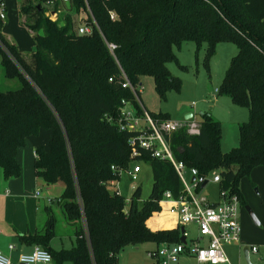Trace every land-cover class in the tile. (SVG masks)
<instances>
[{
    "label": "trees",
    "instance_id": "16d2710c",
    "mask_svg": "<svg viewBox=\"0 0 264 264\" xmlns=\"http://www.w3.org/2000/svg\"><path fill=\"white\" fill-rule=\"evenodd\" d=\"M22 1L21 21L32 31L36 49L27 59L3 34L0 20L3 73L21 83L0 90V167L6 179L19 177L20 149L29 137L51 131L48 146L36 149L35 171L48 184L64 185L59 203L77 243L60 250L51 246L52 211L43 231L21 234V239L48 250L53 264H119L118 254L129 245L181 241L179 224L159 230L148 226L162 211L165 192L175 198L182 194L178 172L169 161L140 150L137 160L151 166L153 186L147 199L137 186L128 204L115 183L117 168L132 161L128 140L134 133L120 131L106 116L116 119L123 100L141 111L132 90L123 87L124 73L135 86L152 78L162 98L179 89L181 80L168 63L176 59L174 47L184 41H194L198 48L207 42L210 50L221 41L236 44L238 52L218 94L247 106L250 115L240 125L238 146L224 152L222 122L203 112L198 134L186 127L173 134L174 153L200 175L218 171L220 190L238 194L241 205L247 204L239 182L264 166V0H88L97 21L91 35H80L70 14L52 20L44 0ZM74 2L77 11L85 5V0ZM109 11L118 18L112 20ZM108 43L117 45L113 53Z\"/></svg>",
    "mask_w": 264,
    "mask_h": 264
},
{
    "label": "rangeland",
    "instance_id": "374dc122",
    "mask_svg": "<svg viewBox=\"0 0 264 264\" xmlns=\"http://www.w3.org/2000/svg\"><path fill=\"white\" fill-rule=\"evenodd\" d=\"M22 2V0H6L8 13L4 34L16 43L19 50L28 59H31V55L35 51L36 42L32 31L21 21L20 7L24 5ZM24 19L28 23L34 22L33 18H28L27 16ZM77 20H80V16L79 18L77 17ZM237 52L236 44L229 41L218 42L213 50H210L207 42H204L200 48L194 41L182 42L180 47H174L176 59L168 63L171 73L181 80L180 88L170 90L166 97L162 98L155 90L154 80L150 77H145L142 82V104L152 112L163 113L178 122L186 121L185 116L188 113H193L195 119H198L200 113L210 112L215 119L222 122L221 143L223 151H230L238 146L240 125L249 119L250 113L247 106L238 105L229 96L218 94L215 90L220 87L231 60ZM1 59L0 55V90L8 91L18 88L21 85L18 79H7L4 76ZM193 103L196 104L195 107ZM51 134V131L43 130L37 136L29 137L23 150H35L40 140L46 136L47 143H49ZM136 165H140L142 171L138 174V179L134 180L128 171L133 172ZM215 173L211 174V178ZM186 175L188 178L190 177L189 171L186 172ZM44 184L53 190L51 195L57 201L63 191L61 183ZM117 185L120 193L126 197L128 204L134 191L133 185L136 187L141 186L142 199H147L153 186L151 166L138 160L130 161L129 166L121 171ZM239 189L247 202L246 205H241L240 208V241L227 245L225 247L226 254L231 264H247L244 248L249 247L251 262L253 264H264V166L256 168L250 178L241 179ZM220 194L219 183L215 182H211L203 190V195L210 201H218ZM55 204V209L58 210L60 205L57 202ZM247 205L253 210L258 223H255L251 218L246 209ZM178 223L179 218L171 211V204L162 202V211L155 213L149 219L148 226L152 230H159L175 227ZM187 226L191 234L190 238L196 237L197 228L194 225ZM57 229L59 235L61 233L64 234L62 236L64 247L70 248L77 243L74 230L72 234H67L68 229H64L59 224ZM64 230L67 232H64ZM252 246H256L258 252L251 251ZM155 247L156 244L153 242L137 246L129 245L118 254V263L155 264L156 261L148 254V251ZM190 263L196 264L195 260L191 259ZM63 264H73V262L66 260Z\"/></svg>",
    "mask_w": 264,
    "mask_h": 264
},
{
    "label": "built area",
    "instance_id": "2783aa9c",
    "mask_svg": "<svg viewBox=\"0 0 264 264\" xmlns=\"http://www.w3.org/2000/svg\"><path fill=\"white\" fill-rule=\"evenodd\" d=\"M43 4L46 8V15L54 21L67 14L73 16L80 35H91L97 26L88 0H85V5L79 11H77L74 0H44ZM109 12L112 20L118 18L115 11ZM7 13L6 0H0V20L4 24ZM75 14L78 18L80 16L79 21ZM0 44H2L1 40ZM108 47L113 53L117 45L108 43ZM123 76L125 79L123 87L132 90L141 106V111L132 101L123 100L118 110V117L115 119L108 115L106 119L116 123L120 131L134 133L128 140L132 150V160H137L140 150H148L153 157L169 161L175 167L183 183V192L179 197L175 198L170 191H167L162 202L171 204V211L179 218V226L185 228L183 236L186 242L156 245L154 249L148 251L149 256L156 261L155 264H191L190 259L195 260L196 264H231L225 247L240 241L241 201L239 195L229 190H221L219 201L211 202L203 195V190L211 182L220 183V174L217 172L212 178L211 175H200L197 168H189L183 161L178 160L172 147L171 140L175 132L186 127L190 134H198L200 132L199 122L195 116L184 122H178L171 118L153 115L141 102L142 83L135 86L125 73ZM193 106L195 107L196 104L193 103ZM117 170L120 176L123 169L117 168ZM140 171L141 166L136 165L133 172L128 171V173L136 180ZM187 171L190 173L189 178L186 175ZM117 182L115 185L118 189ZM132 187L136 189L135 185ZM187 225H194L197 228L196 237L190 238L191 234ZM10 248L13 249V246ZM251 251L256 253L258 248L252 246ZM52 260V254L40 245H36L32 252L21 254L19 257L20 264H51ZM0 264H14V262L0 250Z\"/></svg>",
    "mask_w": 264,
    "mask_h": 264
},
{
    "label": "crops",
    "instance_id": "0c3cea01",
    "mask_svg": "<svg viewBox=\"0 0 264 264\" xmlns=\"http://www.w3.org/2000/svg\"><path fill=\"white\" fill-rule=\"evenodd\" d=\"M2 31L4 34L5 25ZM48 144L46 136L40 140L37 147L40 145L47 147ZM37 147H35V150L28 151L23 150L24 147L20 149L18 161L21 166V174L19 177L6 179L0 167V250L17 264H20L19 257L21 254L32 252L37 245L24 241L20 238V235L25 233L36 234L37 232L43 231L49 211H52L56 218L55 235L50 241L51 246L55 250L68 249L64 247L62 239L64 234L61 233V235H59L57 229L58 224L62 225L64 229H68L67 234H72L74 230V228L66 222L61 206L58 207V210L55 209V203L57 202L58 205H60V203L59 199L56 201L55 198L52 197L51 193L53 190L46 187L44 184L46 183L45 180L36 175L35 152ZM61 185L64 190V185L62 183ZM64 232L67 231L64 230ZM73 245L71 247H73ZM10 246H13V249H11Z\"/></svg>",
    "mask_w": 264,
    "mask_h": 264
},
{
    "label": "water",
    "instance_id": "95a60500",
    "mask_svg": "<svg viewBox=\"0 0 264 264\" xmlns=\"http://www.w3.org/2000/svg\"><path fill=\"white\" fill-rule=\"evenodd\" d=\"M192 116H193V113H188V114L185 116V119H186V120H189L190 118H192ZM194 179H195V178H193V180H194ZM246 209H247V211L249 212L251 218L255 221V223H258L257 217L255 216V214H254L253 210L250 208V206L247 205V206H246ZM184 231H185V228H184V227H181V233H182V235H181L180 240H181L182 242H186V238H185V236H183ZM244 255H245V258H246V263H247V264H253V263L251 262V259H250V248H249V247H245V248H244Z\"/></svg>",
    "mask_w": 264,
    "mask_h": 264
}]
</instances>
